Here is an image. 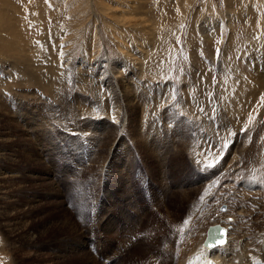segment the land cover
Listing matches in <instances>:
<instances>
[{
    "label": "rangeland",
    "instance_id": "obj_1",
    "mask_svg": "<svg viewBox=\"0 0 264 264\" xmlns=\"http://www.w3.org/2000/svg\"><path fill=\"white\" fill-rule=\"evenodd\" d=\"M262 156L264 0H0V264H135L158 227L197 243L215 224L252 258Z\"/></svg>",
    "mask_w": 264,
    "mask_h": 264
},
{
    "label": "bare ground",
    "instance_id": "obj_2",
    "mask_svg": "<svg viewBox=\"0 0 264 264\" xmlns=\"http://www.w3.org/2000/svg\"><path fill=\"white\" fill-rule=\"evenodd\" d=\"M263 31V30H262ZM209 37V36H208ZM40 56V55H39ZM141 58H142V56H141ZM141 61V60H140ZM24 62V61H23ZM249 66V65H248ZM24 70H25V68H24ZM29 72H31V70L29 71ZM28 72V73H29ZM25 73V72H24ZM28 73H27V75H28ZM32 73V72H31ZM33 73H35V72H33ZM32 75V74H31ZM25 76H26V74H25ZM232 76H234V75H232ZM232 76L229 78V77H226V82H228L231 78H232ZM239 75H237V77H238ZM258 76V75H257ZM257 76H256V78H257ZM235 77V76H234ZM26 78H27V76H26ZM34 79V78H33ZM233 79V78H232ZM240 79V78H239ZM90 80V79H89ZM234 80V79H233ZM261 80V79H260ZM28 81V80H27ZM30 81H32V80H30ZM34 81H36V80H34ZM235 81H237V79H235ZM255 82V81H254ZM258 82V81H257ZM32 83V82H31ZM239 83V82H238ZM261 83V82H260ZM52 84V83H51ZM237 84V83H236ZM49 85V84H48ZM240 85H242V87H243V89L241 90H239L241 93L243 92V90H244V88L245 89H251V87L248 85V84H240ZM245 86V87H244ZM255 86H257L256 84H255ZM254 87V86H253ZM258 87H261L260 86V84H259V86ZM253 89H256V88H253ZM252 89V90H253ZM260 89V88H259ZM252 90H248V91H252ZM257 90V89H256ZM258 91L259 90H257V93H258ZM247 91L245 90V93H246ZM254 92V91H253ZM256 92V91H255ZM244 93V94H245ZM251 93V92H250ZM256 93V94H257ZM248 94H249V92H248ZM254 94V93H253ZM252 94V95H253ZM256 94H255V96H256ZM246 95V94H245ZM258 95H259V93H258ZM257 98V97H256ZM249 99V98H248ZM252 99V98H251ZM250 99V100H251ZM254 100H256V99H254ZM240 100H237L236 102H235V98L234 97H231L229 100H228V107L229 108H231V110H230V115H231V118H232V120H233V123L232 124H230V125H228V130L227 131H234V130H232L233 128H237L238 127V125H240L238 122H240L239 120H237V119H239V118H237L238 117V114H237V112L233 109V107L235 108V109H237V108H239V107H237V104L236 103H238ZM252 101V100H251ZM243 105V107H244V104H242ZM2 106V105H1ZM241 107V106H240ZM241 112L239 111V114H240ZM238 123V124H237ZM234 124V125H233ZM237 124V125H236ZM247 125V124H246ZM200 130V129H199ZM143 130H141L140 131V136L143 138V139H145L144 140V142H142V141H140V139H138V134L135 136L136 137V139H137V142H138V144L140 145L141 144V148L140 149H143L144 151H146L149 155H153V156H150V157H152V159H156L159 155H165L166 154V152H167V150L165 149V148H162L161 150H157V149H159V147H165V145H166V142L164 141V140H162V138L161 137H157V136H155L154 137V139L150 136V135H147V134H145L144 135V132H142ZM150 131V130H149ZM147 133V132H146ZM198 133V132H197ZM154 141V142H153ZM199 141V140H198ZM149 144V145H148ZM153 144H156V146H155V148L154 149H152L153 148ZM191 144V143H190ZM151 146V147H150ZM254 148V147H253ZM193 148H191V150H192ZM148 150V151H147ZM178 150V149H177ZM166 151V152H165ZM197 151V150H196ZM256 151V150H255ZM191 152V151H190ZM259 152V151H258ZM180 153V152H179ZM192 153V152H191ZM2 154V153H1ZM188 154H190V153H188ZM194 154V153H193ZM242 155V154H241ZM164 157H166V156H164ZM197 157V156H196ZM262 157H264V156H262ZM256 158V157H255ZM256 160V159H255ZM257 160H259V159H257ZM258 162V161H257ZM256 165V164H255ZM257 166H260V171L258 172V171H254V173H252V174H254V175H256V177H258V176H260L261 174L262 175H264V158H261V160H259V162H258V165ZM232 168V167H231ZM231 168L229 169V170H231ZM235 168V167H234ZM115 170V169H114ZM114 170H112V171H110V173L112 172V173H115V171ZM232 170H234V169H232ZM126 171V170H125ZM120 172H124V169H121V168H119V171H118V173H120ZM253 172V171H252ZM233 173H236V174H239V172H238V170L237 171H235V172H233ZM233 173H232V175H233ZM119 175V174H118ZM261 175V176H262ZM120 177V179H118L117 181L118 182H121L122 184H121V186H122V189H123V187H125V185H127L129 182H128V179H126V177L125 178H123L122 176H119ZM235 177V176H234ZM255 177V176H254ZM240 178V177H239ZM221 179V178H220ZM233 179V178H232ZM263 179V178H262ZM102 181H103V178H102ZM102 181H101V183H102ZM108 182V181H107ZM219 182H221V180L219 181ZM212 183V182H211ZM107 183L105 182V180H104V186L106 185ZM222 184V183H221ZM217 185V184H216ZM245 185L247 186V183H245ZM251 185H252V183H251ZM104 186H103V188H104ZM213 186V185H212ZM102 187V186H101ZM218 187V186H217ZM235 187V186H234ZM214 188V187H213ZM212 188V189H213ZM188 189V188H187ZM183 190V189H182ZM207 190H209V189H207ZM123 191V193L124 192H127V191H125V190H122ZM180 191V190H179ZM188 191V190H187ZM190 191V190H189ZM129 192V191H128ZM128 192L125 194L124 193V196H121V198L120 197H116L115 196V194L114 193H112V192H109L108 193V196L107 197H105L106 198V200L104 201V204H113L115 207H120V208H122V205L123 204H125V203H129V204H131L132 203V201H131V199L133 198V195L130 193V194H128ZM235 193V192H234ZM135 194V193H134ZM100 194H98V196H99ZM204 195V194H203ZM189 196V195H188ZM184 197V196H183ZM191 197V196H190ZM208 199V198H207ZM108 200V201H107ZM133 200V199H132ZM184 201V200H183ZM194 201V203H195V200H193ZM104 204L103 205H101L102 206V208H103V212L104 213H108V214H110V210H108L107 208H105L104 207ZM191 204V203H190ZM197 204V207H198V204L199 203H196ZM193 205V204H192ZM191 206V205H190ZM196 207V208H197ZM98 208V207H97ZM195 208V209H196ZM99 209H100V207H99ZM133 209V208H132ZM194 210V209H193ZM199 210V209H198ZM192 211V210H191ZM102 212V211H101ZM242 212V211H241ZM240 212V213H241ZM97 213V212H96ZM95 213V214H96ZM123 213H121V214H118L119 216L120 215H122ZM102 216V215H101ZM151 216H153V215H151L150 213L148 214V217H151ZM117 217V216H116ZM116 217H114V218H112V219H115V222H116V224L118 223L117 221H116ZM129 217L130 216H126V218H127V220H130L129 219ZM190 217V216H189ZM108 218H110V216L108 217ZM101 220H103V218H100ZM234 219V218H233ZM235 219H236V217H235ZM141 220V219H140ZM188 220H191V219H188ZM227 220H225V222H226ZM230 221V220H229ZM241 221V220H240ZM239 221V222H240ZM109 223H108V227H107V230H112L111 229V226L110 225H113L114 223H113V221H111V220H109L108 221ZM228 222V221H227ZM226 222V223H227ZM233 222H235L234 220H233ZM236 222H237V220H236ZM97 223V222H96ZM111 223V224H110ZM113 223V224H112ZM133 223V222H132ZM190 223V222H189ZM137 224H138V222H137ZM137 224L136 223H134V225L135 226H137ZM234 224V223H233ZM245 224V223H244ZM133 225V226H134ZM164 225V224H163ZM190 225V224H189ZM227 224H222V226H225V228L227 229V235H226V239H227V242H225L224 244H220V245H218V246H213V248H209V247H207V246H205L204 245V241H205V239H206V237H207V231H208V228L210 227H208V228H206L205 229V231H204V234H203V237H202V239L200 240V241H198L197 243H195L194 241H193V239H192V236L191 235H185L184 237L182 236V234H180L179 235V233H181V232H179V233H174L173 234V236L170 238L167 234H165V230H163L164 229V227H163V229H160L159 227L156 229V231L157 232H155L154 233V235H151V234H149V235H151V236H149V238L147 237V232H145L146 233V235H145V238H148V240L150 239V243H151V246H152V248L147 252L146 251V249H144V252L142 253V250H143V245L145 244L144 243V240H142L141 242H142V244L140 243V244H138V245H136V246H134V248H133V250L134 249H136V247L137 246H141L140 248H139V250H137V251H135L133 254L131 253V258H136V260H135V264H137L136 263V261H140V262H142L141 264H168V260H169V258H170V256H171V262H170V264H186L187 263V261L194 255V254H198V253H200V252H203V251H205V252H208L209 254H210V256H211V258H213L218 264H264V245H262L261 247H259V248H257L256 249V251H255V253L254 252H252L251 253V255H253V257L251 258L250 257V249H249V240H246L245 239V235L243 236V234L241 235V233H243V231H239V232H237V230H235L233 233L231 232V231H233V230H231V231H229L228 230V228H227V226H226ZM95 226V225H94ZM126 226V225H125ZM124 226V227H125ZM205 226V225H204ZM117 227H118V225H117ZM162 227V226H161ZM184 227V226H183ZM236 227V226H235ZM113 228V227H112ZM238 228V227H237ZM98 229H99V227H98ZM117 229V228H116ZM132 229V228H131ZM180 229H181V227H180ZM197 229V228H196ZM90 230V229H89ZM183 230V229H182ZM198 230V229H197ZM197 230L195 231V232H197ZM91 231V230H90ZM131 232H133L134 230H130ZM149 231H151V230H149ZM200 231V230H199ZM119 232V231H118ZM117 233V232H116ZM120 233V232H119ZM126 233H128V232H126ZM149 233V232H148ZM107 234V233H106ZM201 234V233H200ZM264 234V233H263ZM102 235V234H101ZM120 235H121V233H120ZM132 235H134V234H132ZM195 235H198V234H195ZM260 235V234H259ZM128 236V235H127ZM247 237V236H246ZM264 237V236H263ZM257 239V238H256ZM255 238H254V240H256ZM264 239V238H263ZM118 240V239H117ZM167 240H170L169 242H167ZM258 240V239H257ZM247 241H248V243H247ZM252 241V240H251ZM110 242V241H109ZM147 242V241H146ZM149 242V241H148ZM253 242V241H252ZM251 242V243H252ZM163 243H165V245H166V247L163 245ZM254 243V242H253ZM130 244H131V242H130ZM133 244H135V243H133ZM85 245V243H84V241H83V243H82V245H81V247L80 248H82V249H80L79 248V251L80 252H83V246ZM107 245V244H106ZM127 246V244L124 246V247H126ZM131 246H133L132 244H131ZM252 246L253 245H251V249H252ZM85 247V246H84ZM103 247V246H102ZM144 247H145V245H144ZM150 247V246H149ZM131 248V247H130ZM145 248H147V247H145ZM99 249V248H98ZM90 250V249H89ZM132 250V251H133ZM102 251V250H101ZM87 252V251H86ZM128 252V251H127ZM130 253V252H129ZM91 254V253H90ZM104 254V253H103ZM115 254H117L118 255V257H120L119 256V254L116 252ZM114 254V255H115ZM121 254V253H120ZM92 255V254H91ZM93 257V256H92ZM95 257V256H94ZM130 257V256H129ZM105 260H104V262L107 264V260L108 261H113V257L111 256H107V258H104ZM130 258H128V259H124V260H122L121 261V263L123 264L124 262H127L128 260H129ZM94 260L97 262V260H96V258H94ZM132 260V259H131ZM116 261V260H115ZM130 261V260H129ZM131 262V261H130ZM138 264H140V263H138Z\"/></svg>",
    "mask_w": 264,
    "mask_h": 264
},
{
    "label": "water",
    "instance_id": "obj_3",
    "mask_svg": "<svg viewBox=\"0 0 264 264\" xmlns=\"http://www.w3.org/2000/svg\"><path fill=\"white\" fill-rule=\"evenodd\" d=\"M217 230L220 232V233H222L223 234V237H222V239L219 241L220 243H224L225 242V228H223V227H221V226H217ZM208 243V240H206L205 241V244L206 245H208L207 244ZM214 244H218V242L216 241Z\"/></svg>",
    "mask_w": 264,
    "mask_h": 264
}]
</instances>
